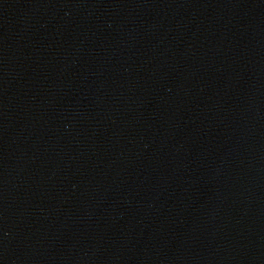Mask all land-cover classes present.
Masks as SVG:
<instances>
[{
  "label": "water",
  "instance_id": "water-1",
  "mask_svg": "<svg viewBox=\"0 0 264 264\" xmlns=\"http://www.w3.org/2000/svg\"><path fill=\"white\" fill-rule=\"evenodd\" d=\"M0 264H264V0H0Z\"/></svg>",
  "mask_w": 264,
  "mask_h": 264
}]
</instances>
